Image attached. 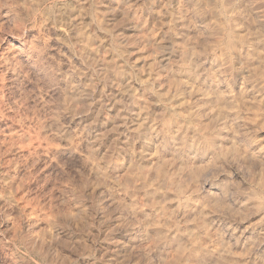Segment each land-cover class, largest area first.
<instances>
[{"label":"rangeland","instance_id":"374dc122","mask_svg":"<svg viewBox=\"0 0 264 264\" xmlns=\"http://www.w3.org/2000/svg\"><path fill=\"white\" fill-rule=\"evenodd\" d=\"M0 264H264V0H0Z\"/></svg>","mask_w":264,"mask_h":264},{"label":"bare ground","instance_id":"6f19581e","mask_svg":"<svg viewBox=\"0 0 264 264\" xmlns=\"http://www.w3.org/2000/svg\"><path fill=\"white\" fill-rule=\"evenodd\" d=\"M73 18V16L72 15H68V16H66V17H64L63 19H64V21H65V23L67 22V23H70V24H72L73 25V23H74V19H72ZM84 27V26H83ZM79 28V27H78ZM79 31V30H78ZM81 32V31H80ZM85 38H86V36H85ZM229 40V39H228ZM88 41V40H87ZM86 41V42H87ZM230 43V42H229ZM215 44V43H214ZM231 44V43H230ZM231 46V45H230ZM186 47H188V46H186ZM190 49V48H189ZM226 51V50H225ZM190 54V53H189ZM187 56V55H186ZM190 57V56H189ZM188 57V58H189ZM184 59V58H183ZM185 60V59H184ZM184 64V63H183ZM186 66V65H185ZM190 76V75H189ZM174 78V77H173ZM173 82V81H172ZM174 82H176V79H175V81ZM179 82V81H178ZM181 82V81H180ZM183 83V82H182ZM186 83V82H185ZM184 83V84H185ZM181 88H179V90H180ZM183 91V90H182ZM190 93H191V91H190ZM173 97V96H172ZM163 100V99H162ZM217 100V99H216ZM222 100V99H221ZM224 100V99H223ZM217 102V101H216ZM199 108V107H198ZM202 109V108H201ZM205 111V110H204ZM196 114V113H195ZM194 114V115H195ZM200 115H202V113L200 114ZM187 116V115H186ZM199 116V115H198ZM203 116V115H202ZM199 118H200V116H199ZM204 119V118H203ZM192 120V119H191ZM171 121V120H170ZM173 121V120H172ZM174 122V121H173ZM176 123V122H175ZM182 123V122H181ZM195 123V122H194ZM200 123V122H199ZM167 125H168V123H166ZM217 124V123H216ZM166 125V126H167ZM170 125V124H169ZM199 127V126H198ZM204 127V126H203ZM181 128V127H180ZM202 128V127H201ZM205 128V127H204ZM210 129V128H209ZM207 130V129H206ZM185 131H186V129H185ZM212 131V130H211ZM199 134V133H198ZM215 135H216V133H215ZM202 136V135H201ZM217 138V137H216ZM212 139V138H211ZM214 140V139H213ZM205 143H206V141H205ZM213 143H215V142H213ZM205 146H207V145H205ZM89 161H91V160H89ZM89 161H87V165H89ZM168 163V162H167ZM93 165V164H92ZM155 165H159V164H155ZM90 167H92L91 165H90ZM183 168H184V166H182ZM93 168V167H92ZM162 168V166L161 165H159V166H157L156 167V169H160V171L162 170L161 169ZM166 170V169H165ZM165 170H163L164 171V174L165 175H168V174H166L167 172L165 171ZM159 171V172H160ZM140 172V170L138 171V173ZM159 172L157 173V174H159ZM161 173H163V172H161ZM141 174V173H140ZM139 174V175H140ZM142 174H144V173H142ZM164 174H162L163 176H164ZM172 174H174V173H172ZM162 175H160L161 177H163ZM170 175V174H169ZM128 176V175H127ZM131 176V175H130ZM133 177V176H132ZM135 177V176H134ZM137 177V176H136ZM159 177V176H158ZM170 177V176H169ZM176 177V176H175ZM129 178V177H128ZM160 178V177H159ZM171 178V177H170ZM172 178H174V176L172 177ZM129 179H131V178H129ZM128 179V180H129ZM133 179V178H132ZM163 179V178H162ZM128 180H126V181H128ZM173 180V179H172ZM172 180H170V182H171V184H173L174 182L172 181ZM174 180H175V178H174ZM177 180V179H176ZM130 183V181L128 182V184ZM175 183H177V182H175ZM128 184H126V185H128ZM177 186V185H176ZM128 187V186H127ZM171 187H173V185H171ZM128 189V188H127ZM154 194H156L155 192H153ZM148 194V193H147ZM152 195V194H151ZM154 197V196H153ZM158 197V196H157ZM189 235H191V233L189 234Z\"/></svg>","mask_w":264,"mask_h":264}]
</instances>
